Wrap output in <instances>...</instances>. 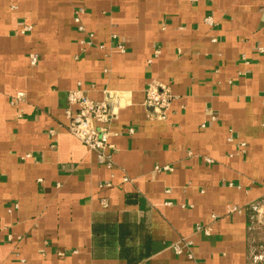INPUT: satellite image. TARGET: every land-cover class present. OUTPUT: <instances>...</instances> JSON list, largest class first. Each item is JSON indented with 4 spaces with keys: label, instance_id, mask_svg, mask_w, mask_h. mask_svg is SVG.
<instances>
[{
    "label": "crops",
    "instance_id": "crops-1",
    "mask_svg": "<svg viewBox=\"0 0 264 264\" xmlns=\"http://www.w3.org/2000/svg\"><path fill=\"white\" fill-rule=\"evenodd\" d=\"M260 48L264 0H0V264H255L227 206L264 195ZM78 86L118 111L111 166L67 129Z\"/></svg>",
    "mask_w": 264,
    "mask_h": 264
},
{
    "label": "built area",
    "instance_id": "built-area-1",
    "mask_svg": "<svg viewBox=\"0 0 264 264\" xmlns=\"http://www.w3.org/2000/svg\"><path fill=\"white\" fill-rule=\"evenodd\" d=\"M83 12V8L78 10V14L75 17L76 22L79 24V29L86 31L85 27L81 23L80 13ZM206 22H211L210 16L205 18ZM32 26H24L23 32L31 30ZM89 38L94 37V33L87 31ZM85 43V40H83ZM115 48L121 51L125 50V46L122 43H118ZM260 52L264 53V48H260ZM33 64L37 62V56H31ZM23 96V93L19 92L17 98ZM174 95L171 87L161 84L157 81L151 82L146 89V102L148 105L155 109L158 118H166L171 108ZM65 114L69 120L68 131L72 135L76 136L90 149L95 150L98 153V159L101 163L111 166L113 165V150L114 144L110 142V138L117 134L111 130L112 123L118 118V111L114 106H111L110 100H95L87 94V90L81 86L70 89L66 94V107ZM129 131L133 133V128ZM53 132V131H52ZM31 157V153H27L24 158ZM169 166H156V169H169ZM127 180L128 178L125 177ZM246 211L249 218L248 230L252 231L258 226L264 231V224H258V217L264 212V195L252 200L244 206L228 205L227 213ZM213 220L217 219L215 214L212 215ZM195 233L210 234L211 224H197ZM194 241L189 237H183L178 242L172 244L173 249L178 254L185 253L189 258H194V253L191 250ZM248 258L252 263L264 264V239L257 240L252 239L248 248Z\"/></svg>",
    "mask_w": 264,
    "mask_h": 264
}]
</instances>
